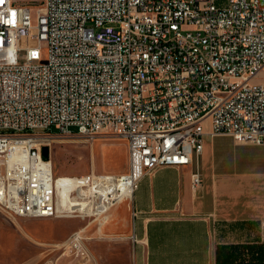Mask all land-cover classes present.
Masks as SVG:
<instances>
[{
	"label": "built area",
	"instance_id": "built-area-1",
	"mask_svg": "<svg viewBox=\"0 0 264 264\" xmlns=\"http://www.w3.org/2000/svg\"><path fill=\"white\" fill-rule=\"evenodd\" d=\"M263 70L264 0H0V213L62 215L49 140L31 132L127 141V172L76 177L66 215L99 227L144 176L191 165L207 120L264 145ZM85 235L68 248L89 258Z\"/></svg>",
	"mask_w": 264,
	"mask_h": 264
},
{
	"label": "crops",
	"instance_id": "crops-1",
	"mask_svg": "<svg viewBox=\"0 0 264 264\" xmlns=\"http://www.w3.org/2000/svg\"><path fill=\"white\" fill-rule=\"evenodd\" d=\"M205 131L191 165L158 168L111 210L99 229L102 260L105 248L119 259L127 248L131 264H264V145L213 136L209 120ZM83 222L86 235L99 226Z\"/></svg>",
	"mask_w": 264,
	"mask_h": 264
},
{
	"label": "rangeland",
	"instance_id": "rangeland-1",
	"mask_svg": "<svg viewBox=\"0 0 264 264\" xmlns=\"http://www.w3.org/2000/svg\"><path fill=\"white\" fill-rule=\"evenodd\" d=\"M47 51L43 52V62ZM264 83V70L253 80ZM31 132L42 134L49 140L50 159L58 177H81L91 174H122L129 166L127 141L112 134L86 137ZM72 193V192H71ZM79 218L9 219L0 213V264H131L125 248L118 258L107 248V259L97 253L103 236L96 223L88 228L85 248L90 257H83L75 246L68 242L85 226ZM103 228V227H102Z\"/></svg>",
	"mask_w": 264,
	"mask_h": 264
},
{
	"label": "bare ground",
	"instance_id": "bare-ground-1",
	"mask_svg": "<svg viewBox=\"0 0 264 264\" xmlns=\"http://www.w3.org/2000/svg\"><path fill=\"white\" fill-rule=\"evenodd\" d=\"M79 178L76 177H68V176H61L58 177V185H57V195H58V210L62 214L58 218L66 219V218H75L72 216H67L66 212L68 208L74 204V200L72 199L73 192L79 187ZM79 190V189H78ZM72 192V193H71ZM72 212H74V208H71Z\"/></svg>",
	"mask_w": 264,
	"mask_h": 264
},
{
	"label": "water",
	"instance_id": "water-1",
	"mask_svg": "<svg viewBox=\"0 0 264 264\" xmlns=\"http://www.w3.org/2000/svg\"><path fill=\"white\" fill-rule=\"evenodd\" d=\"M42 155L46 159H50V148L48 146L43 147Z\"/></svg>",
	"mask_w": 264,
	"mask_h": 264
}]
</instances>
